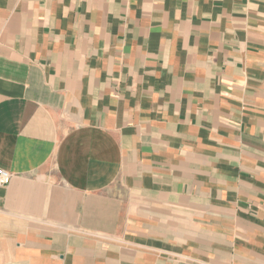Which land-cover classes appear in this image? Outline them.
Wrapping results in <instances>:
<instances>
[{"label":"crops","instance_id":"1","mask_svg":"<svg viewBox=\"0 0 264 264\" xmlns=\"http://www.w3.org/2000/svg\"><path fill=\"white\" fill-rule=\"evenodd\" d=\"M0 264H264V0H0Z\"/></svg>","mask_w":264,"mask_h":264},{"label":"built area","instance_id":"2","mask_svg":"<svg viewBox=\"0 0 264 264\" xmlns=\"http://www.w3.org/2000/svg\"><path fill=\"white\" fill-rule=\"evenodd\" d=\"M11 175L9 172L0 170V187L6 186L10 181Z\"/></svg>","mask_w":264,"mask_h":264}]
</instances>
